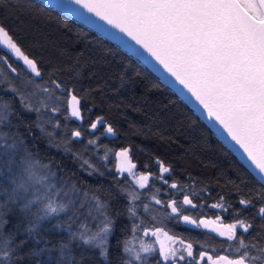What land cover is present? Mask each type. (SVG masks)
I'll use <instances>...</instances> for the list:
<instances>
[{
  "label": "trees",
  "instance_id": "trees-1",
  "mask_svg": "<svg viewBox=\"0 0 264 264\" xmlns=\"http://www.w3.org/2000/svg\"><path fill=\"white\" fill-rule=\"evenodd\" d=\"M0 29L37 71L0 48V264H127L155 229L180 264H264V187L147 67L36 0H0Z\"/></svg>",
  "mask_w": 264,
  "mask_h": 264
},
{
  "label": "water",
  "instance_id": "water-1",
  "mask_svg": "<svg viewBox=\"0 0 264 264\" xmlns=\"http://www.w3.org/2000/svg\"><path fill=\"white\" fill-rule=\"evenodd\" d=\"M36 1L140 61L264 187V0Z\"/></svg>",
  "mask_w": 264,
  "mask_h": 264
},
{
  "label": "rangeland",
  "instance_id": "rangeland-1",
  "mask_svg": "<svg viewBox=\"0 0 264 264\" xmlns=\"http://www.w3.org/2000/svg\"><path fill=\"white\" fill-rule=\"evenodd\" d=\"M254 3V2H253ZM248 6L254 8L252 1L248 2ZM260 14L258 13V16ZM0 48H2L14 61L19 63L21 67L37 75L34 65L29 62L15 47L8 36L0 29ZM31 170V168H30ZM41 181V175L33 174ZM133 183L136 186L145 185L146 178L137 176L135 172L129 173ZM234 230V229H233ZM92 229L90 235V244L102 248L105 246L102 233ZM191 250L188 245L181 241L170 237L163 230H145L140 231L138 236H133L125 247V255L129 262L127 264H180L191 256ZM157 257L155 261L150 258ZM196 264H242L240 262H231L225 259H210L206 256H201Z\"/></svg>",
  "mask_w": 264,
  "mask_h": 264
}]
</instances>
